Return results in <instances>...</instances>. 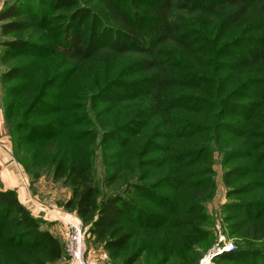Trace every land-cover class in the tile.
<instances>
[{
    "label": "trees",
    "instance_id": "trees-1",
    "mask_svg": "<svg viewBox=\"0 0 264 264\" xmlns=\"http://www.w3.org/2000/svg\"><path fill=\"white\" fill-rule=\"evenodd\" d=\"M116 1L96 0L93 6H85L79 0H13L0 10V35L2 37L12 35V38L0 42V46L5 47L0 50V60L7 62L26 58L24 63L12 66L2 75L4 81L14 83L6 95V110L10 109L8 117L10 115L13 118L16 114L14 107L16 108V102L23 94H28L27 99L33 95L29 105L26 104L22 111L25 115L22 116L21 113L22 119L14 124L13 134L17 140L31 143L36 140H50L59 135H64L67 139L75 136V131L66 133L72 123L66 122L65 119L73 118L70 116L77 117L78 112L75 110L73 112L76 114L64 112L65 86L62 82L65 81V73L49 79L45 78L46 73H42L33 86L36 61L62 54L71 62L72 67L80 68L84 63L101 57L106 63L110 59L129 58L127 66L125 64L122 68L123 71L130 73L131 81L125 82L121 79L111 81L100 77L98 83L103 82L105 85L98 86L95 98L98 107L107 102L118 105L140 102L142 105L139 104L138 107L141 110L136 113H142L141 116L144 118L138 117L124 125H117L113 130L103 131L102 158L106 166L112 167L123 159L122 163H125L123 166L130 167L129 159L125 162L124 158L132 145L131 138L135 140L139 137L149 121L156 122L155 128L171 129L174 119L170 109L208 111L203 117L206 116L205 119L208 118L209 122H212L210 127L187 121L189 118L180 114L184 116L183 120H180L184 124L178 126L179 138L185 140L193 138L197 142L204 140L206 142V136L211 134L213 137L211 139L218 145H223V141L245 140L241 145H245L246 142L252 149L249 153L238 144L233 151L224 152L225 159L227 163L231 161L237 163L241 159L251 158L250 162L257 166L255 169L253 166L249 167L250 163L247 160V165L240 163L227 168L223 180L229 188L232 187L233 179L250 177L247 186L238 190L231 188L228 194L233 195L240 191L251 194L258 189H264V144L260 146L253 142L255 138L260 137V133L264 136V0H124L130 5H145L146 10L141 12V16L150 19L149 28H145L140 17L132 18L134 12L130 9L125 10ZM147 2L152 3L150 7L146 6ZM33 3L36 5L34 14L28 12ZM47 6L51 10L69 11L67 21L58 26L53 34L50 27L51 19L47 18L48 10H42V7ZM87 20L89 26L86 27ZM240 28L241 32L234 38L235 31ZM197 30L202 33L200 40L205 43L222 41L217 45L221 51H227L226 54H221L228 59L222 68L229 71L227 75L241 68L247 72H255L256 77L244 80L246 72L239 77L235 85L231 87L229 85L227 88V76L221 75L223 70H219L213 71L212 78L206 82L190 74L184 76L182 81L175 79L174 83H171L174 72L168 70L164 55L174 56L178 53L177 58L182 59L192 50L198 52L200 44H197L199 41ZM242 33L246 36H239ZM30 37H36V40ZM143 39L146 42L138 44V41ZM24 84L26 86L22 88ZM173 84L175 85L172 86ZM211 85L214 91L210 97L214 104L205 102V98L201 96H194L195 93L204 94V91H194L197 88H205L206 92ZM174 87L186 88L181 96L176 92L177 100H174L176 97ZM225 92L227 97L224 99ZM82 107L85 110L81 111H86L85 103ZM43 111H49L55 120L52 118L48 123L39 124L30 122L32 120L30 118ZM118 113L121 112L118 110ZM93 131L85 132L87 136L91 135L89 143L86 144L94 143L98 132L94 129ZM76 134L81 135L79 132ZM161 137L163 141L168 139L160 133L159 138ZM109 142L116 143L119 150L109 154L107 152ZM167 142L164 146L156 147L169 153L171 143L169 140ZM65 145V148L62 145L61 150L55 151L51 160L54 165L53 178H63L70 184L71 196L65 206L73 210L82 222L88 225V232L96 242L104 244L112 257L120 258L129 248L130 241L138 230L150 231L164 224L166 227L173 224L177 216L185 213L186 207L184 205L181 207L180 203L174 201L168 191L159 193L156 190L170 187L172 191H177L180 197L183 191L181 188L185 184L184 178L181 177L180 165H175L176 169L172 168L173 170L158 183H145L152 171L149 167L159 166L160 159L150 161L147 156L148 150L137 154L138 157L141 156L142 176H138L128 189L133 188L138 197L141 194L150 195L145 198L152 197L150 201L158 206L153 212L148 207L140 206L133 200L135 198L125 197L124 193L102 197L94 168V152H86L73 142ZM137 146L138 144L134 145ZM210 150L211 144H203L201 148L188 154L189 159L196 158V162H200L204 155L211 154ZM174 160L176 159L173 155L170 162ZM207 166V171L205 169L203 173H212L210 165ZM117 175V171L113 173L106 171L105 184L112 185ZM202 179L212 180L199 178L196 183H200ZM255 179H260L261 184ZM210 182L209 188L214 186L213 180ZM249 187L258 189H253V192L252 189H248ZM262 191L264 194V190ZM127 192L128 190L126 194ZM179 206L181 208H178ZM225 209L231 212L232 228L247 236L252 232H263L264 199L261 202H229L225 204ZM250 252L258 254L251 258L253 264H264V249L260 252L252 250ZM250 252L236 248L217 258L222 262L235 261L240 264L242 261L237 257L243 258ZM63 254L64 250L58 238L48 229L42 228L38 217L32 216L20 203L15 191L0 190V260L5 258L0 264L6 262L47 264L59 260ZM139 256V253L131 254L122 264H134Z\"/></svg>",
    "mask_w": 264,
    "mask_h": 264
},
{
    "label": "rangeland",
    "instance_id": "rangeland-1",
    "mask_svg": "<svg viewBox=\"0 0 264 264\" xmlns=\"http://www.w3.org/2000/svg\"><path fill=\"white\" fill-rule=\"evenodd\" d=\"M12 1L13 0H0V10ZM79 1L85 6H93V4H96V0ZM116 3H119V5L125 10L130 9L131 12H134V15L131 16L132 18L135 16L136 18L140 17L145 28L151 26L150 19L141 16V12L143 13L146 10L144 7L145 5H130L129 2L124 0L116 1ZM151 4L147 2L146 6L150 7ZM35 10L36 5L33 3L32 7H30V9L28 8V12L34 14ZM42 10H48L47 18H50L52 22V25H50L52 34L55 33L57 27L61 26L69 17L68 10H51L49 6L42 7ZM62 14L67 15L63 16ZM102 24L104 23L102 22ZM85 26H89L88 20ZM52 27H54V29ZM242 28L235 31L234 38L238 36ZM196 33H198L197 40H199L197 41V44H200L198 52L192 50V52L186 54L182 59L177 58L179 55L178 53L177 55H174L175 57L172 55H164L168 70L174 72L171 83H174L175 79V81H182L184 76L190 74H193V76L201 78L206 82L212 78L213 71L219 72V70H223L221 75L227 76L226 79L228 81L226 87L228 88L229 85L230 87L233 84L235 85L239 77L247 71L240 68L235 71V73L233 72L227 75V72L229 71L222 68L223 63L228 59L221 55L222 53L226 54L227 51H221L217 45H220L222 41L219 43L214 41L213 43L208 44L203 40H200L202 33H200L199 30H197ZM239 36L244 37L246 35L242 33ZM10 38H12V35L5 37L0 35V42ZM32 40H36V37H33ZM143 41L146 42V40L143 39L142 41H138V44H142ZM4 48V46H0V50H3ZM103 59L104 58L101 57L95 61L90 60L87 63H84L80 68L72 67L71 62H69L67 58H64L62 54L49 57L43 61L35 62L36 65L33 70L35 79L33 86L41 77L39 75H42V73H46V79L65 73V81L64 83L62 82L65 86V97L63 99V102H65L64 112L71 114L74 113L73 110H75L78 114L77 117L70 116L73 118L69 117L70 119H67V117L65 119L66 122L72 123L66 133L69 134V132L72 133V131L74 133L75 131V136L71 139H67L64 135H59L50 140H36L31 141V143L17 140V137L13 134V128L15 122L22 119V116L25 115L22 111L26 104V106L29 105L33 95L27 99L26 97L28 94H23V96H21L22 99L20 97L16 102V108L14 107L16 114L13 118H11L10 115L8 117L10 109L6 110V95L14 83L6 82L2 79L4 71H7L12 66L24 63L26 58L9 60L7 62H2L0 60V190L9 189L15 191L20 203L32 216L38 217L42 228L48 229L56 238H58L64 250V256L62 255L59 260L47 264H74L65 248L68 236L65 226L66 220H70L82 226L84 231L83 238L86 245V253L84 256L86 264H122L126 257L131 254L133 255L134 253L140 254L134 264H201L203 261H209V264H237L235 261H220L217 257L223 254V252L216 255H213L212 253L219 252L225 244L232 245L234 249L242 248L243 251L248 252H250V250L260 252L264 249V229L262 233L252 232L250 233V236H247L246 234L232 228L233 223L230 221L231 212H227L225 209V204H228L229 202H261L264 199L262 191L264 189L260 190L258 188H253L254 190L258 189L254 192L251 187L248 189H252L254 193L249 194V192L244 193L240 191L233 195L228 194L231 188L238 190L241 187L247 186L250 177H242L239 180L233 179L232 187L230 188L223 180L225 170L233 165H238L240 163H245L247 165V160H249V167L252 168L253 166L255 169L257 166V164L255 165L253 162H250L251 158L241 159L237 163L234 161L227 163L225 159L224 152L233 151L234 148L238 147V144L241 145V142L243 143L245 140L241 139V142L237 141L238 139H234L232 142L223 141V145H218L215 140L211 139L213 138L211 137V134L206 136V142L205 140L197 142L194 141L193 138L185 140L178 136V126L184 124L180 121L183 120L184 116L189 118L186 119L187 121L200 123L202 126L210 127L212 122H209L208 118L205 119L206 116L203 117L208 111L170 109L171 113H173L172 115L174 119V124L171 129L155 128L156 122L153 123L152 121H149V124L146 123V126L143 127L139 137L135 140L133 137L131 138L132 145L135 142L134 145L138 144V146L134 147V145H130L131 147H129L128 152L125 154L124 161L126 162L129 159L128 164L130 167L123 166L125 164L122 163L123 159L119 160V163L114 164L112 167H108L103 163V131L113 130L117 125H124V123L138 117L144 118L142 117V113H136V111L141 110L138 107L139 104L140 106L142 105L140 102L132 104H130V102L119 105L107 102L105 105L98 107V101H96L95 94L98 92L99 87L105 85L103 82V84L98 83L100 77L103 79H110L111 81L119 79L125 82L131 81L130 73L125 70L123 71L122 68L125 64L127 66V62L130 60L129 58L110 59L107 63ZM255 77V72H247L246 75L243 76V79L248 80ZM97 83L98 85H96ZM174 85L175 84L172 86ZM25 86L26 85L24 84L22 88ZM207 86H209V84H207ZM175 88L176 87H174V89ZM184 89L186 88H176L174 94L178 92V95L181 96ZM194 91H204V94L195 93L194 96H201L205 98V102L210 105L214 104L210 97L212 91H214L213 85H211L210 89H207L206 92L205 88L200 89V87ZM178 95L176 94L174 100H177ZM206 95L209 97H206ZM223 96L224 99L227 97L226 92ZM84 103L86 111H81L82 109L85 110V108L82 107ZM118 110L121 113H118ZM21 113H23L22 116ZM180 114H184V116ZM52 118L54 121L55 119L54 117H51L49 111H43V113L36 114L30 118L32 119L30 122L34 124L48 123ZM93 129L98 132L96 133V139L94 143L86 144L89 143L91 135L87 136L85 132H87V130L93 131ZM77 132L81 135H77ZM160 133L163 134V137L165 136L168 139H164L165 141H163L162 137L159 138ZM259 136L260 137L255 138L253 142L262 146L264 144V136L262 133H260ZM167 140L171 143V152L169 151L168 153L163 150H158V147L156 146H164L168 143ZM68 142H73L79 145L80 148H84L86 152H94V168L96 170V179L99 183L102 197L124 193L125 197L135 198L133 200H136L140 206L143 205L148 207L153 212L157 210L156 208L158 206L150 201V198L152 197L149 199L145 198L150 195L141 194L138 197L133 188L128 189L130 184L137 180L138 176H142L140 166L141 156L138 157L137 154H142L148 150L147 156L150 161L160 159L159 166L149 167L150 169L152 168V171L151 174H149V177L144 181L145 183H158L169 174L170 170L176 169L175 165H180L182 168L181 177L184 178L185 181V184L181 188V191H183L180 197L177 195V191H172L170 187H161L156 190L159 193L161 191H168L171 195L169 196L174 201L180 203L181 207L183 205L186 207V214L184 213L183 215L177 216L175 219L176 221L166 227L164 224L161 227L154 228L156 230H138L135 237L130 241L129 248L122 253L120 258L112 257L104 244L96 242L91 233L88 232V225L82 222L73 210H70L65 206L66 201L71 196L70 184L63 178H53L54 165H52L51 160L56 153L55 151L61 150L62 145L63 148H65V143ZM206 143L211 144V154L204 155L202 157L203 160L200 162H196V158L190 160V155L188 154L201 148V146ZM107 146V152H109V154H113V152L119 150L117 149L116 143L109 142V145ZM241 147L247 153L252 150L246 145V142L245 145H241ZM68 152L69 150L67 153ZM173 155L176 160L170 162L172 161ZM186 155L188 157H186ZM207 165H210L212 168V173H203L205 169L207 171ZM106 171L109 173H113L114 171L118 172L116 181L112 185L105 184L104 179ZM198 171L201 172L198 173ZM199 178H211L213 180L212 185L214 186H210L209 188L210 181L212 180L203 181L202 179L200 183H196ZM256 181H259L258 183L261 184L260 179H257ZM127 190L128 192L126 194ZM143 197L146 200H144ZM181 207L179 206L178 208ZM140 247H145L146 249L141 250L139 249ZM252 253L253 252L245 254V257L243 258L237 257L242 261L240 264H253L251 258L258 254ZM244 260L250 261L247 262ZM3 261H5V258L1 259L0 263ZM6 264L8 263L6 262Z\"/></svg>",
    "mask_w": 264,
    "mask_h": 264
},
{
    "label": "built area",
    "instance_id": "built-area-1",
    "mask_svg": "<svg viewBox=\"0 0 264 264\" xmlns=\"http://www.w3.org/2000/svg\"><path fill=\"white\" fill-rule=\"evenodd\" d=\"M65 226L68 232L67 242L65 245L67 254L74 264H86L84 259L86 253V245L83 238L84 231L82 229V226L70 220L65 221ZM233 249L234 247L232 245L225 244V246H222L219 252L212 254L216 255L221 252H229L233 251ZM202 263L209 264V261H203Z\"/></svg>",
    "mask_w": 264,
    "mask_h": 264
}]
</instances>
